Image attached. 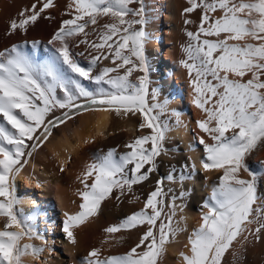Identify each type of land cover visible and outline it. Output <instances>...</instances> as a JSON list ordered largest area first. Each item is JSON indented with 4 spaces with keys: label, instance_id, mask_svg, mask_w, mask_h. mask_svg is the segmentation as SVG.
<instances>
[{
    "label": "snow or ice",
    "instance_id": "snow-or-ice-1",
    "mask_svg": "<svg viewBox=\"0 0 264 264\" xmlns=\"http://www.w3.org/2000/svg\"><path fill=\"white\" fill-rule=\"evenodd\" d=\"M133 4L138 7H130ZM187 4L185 14L198 8L202 14L198 30L186 32L189 42L182 46L186 58L180 64L188 72L193 103L205 115L196 125L212 141L199 138L205 153L201 166L205 172L215 170L220 175L201 205L199 227L188 236V252H181L180 257L183 264H224L225 255L239 238L247 242L251 236L259 242L264 232V192L259 191L264 161L256 171L246 163L253 153L264 150V0H187ZM53 7L54 0H38L22 9L10 21L6 34L27 33ZM68 7L71 18L62 21L49 41L59 46L47 60L41 62L27 51V42L0 51V264H24L25 257L40 259L45 251L22 243L45 238L33 227L32 216L19 207L17 179L54 128L84 113H104L98 124L112 115L121 119L138 116L137 130H150L127 143L128 152L117 154L110 149L87 165L81 180L84 190L78 193L79 211L65 212L62 225L68 242L76 245L75 229L98 216L101 204L114 191L119 201L133 192L134 185L148 181L158 168L157 157L168 154L165 143L171 127L162 117L175 116L180 123L179 113L169 111L170 101L161 102L160 88L152 86V66L146 54L152 39L147 31L151 15L145 0H71ZM217 12L220 15L214 16ZM104 17L111 22L86 31ZM90 34L97 39L90 41ZM73 37H82L77 47L84 45L86 65L76 59L85 52L73 53L69 47ZM31 47L36 49L37 42ZM105 60L112 66L99 67ZM134 72L140 73L135 80L131 79ZM85 82L98 87L91 91ZM57 109L63 110L61 115L48 119ZM241 171L249 179L242 178ZM175 173L173 166L167 177L156 181L139 211L104 229L107 235L102 244H107L116 233L143 227L134 246L123 254L107 256L101 248H93L79 264H160L166 245L186 230L174 218L186 207L176 201H184L190 190L182 189L166 202L173 190L166 192L161 185L165 179L183 185L192 173ZM124 239L121 236L116 243ZM232 255L233 264L242 259L235 251Z\"/></svg>",
    "mask_w": 264,
    "mask_h": 264
},
{
    "label": "bare ground",
    "instance_id": "bare-ground-1",
    "mask_svg": "<svg viewBox=\"0 0 264 264\" xmlns=\"http://www.w3.org/2000/svg\"><path fill=\"white\" fill-rule=\"evenodd\" d=\"M145 2L151 15L147 31L152 34V39L146 47V54L152 66L150 74L152 86L160 88L161 102L165 98L170 101L169 111L175 110L179 113V124L175 116L162 117L169 121L171 127L165 143V147L170 151L167 155L157 157V170L150 175L148 181L134 185L132 193L125 194L117 201L114 199L117 194L114 191L112 198L101 204L98 216L90 218L74 230L77 244L72 245L62 232L64 213L74 214L79 211V204L82 201L78 193L84 190L81 180L87 165L93 162L94 156L110 149H116L117 154L128 152L129 149L125 145L137 136L148 134L150 130H137L140 123L138 116L121 119L112 115L98 124V121L107 115L104 113H84L54 128L52 136L33 153L17 179V195L22 200L19 207L26 216H32L33 227L45 238L22 241L45 249L40 259L25 257L24 264H42V262L43 264H79L93 248H101L103 256L127 252L139 241L145 229L138 227L131 231H121L114 234V238L109 243L102 244L107 235L104 229L117 224L123 217L139 211L148 193L154 190L156 181L167 177L173 166L177 176L181 172L192 173V178L186 180L183 185L178 182L169 183L166 179L161 185L166 192L169 188L173 190L165 197L166 202L173 194L178 196L182 189L186 192L190 190L184 201H176L177 204L184 203L186 207L182 213L178 211L174 218V221H180L179 226L186 230L166 245V252L160 264H183L180 253L188 252V236L199 227L201 205L211 195L212 186L218 182L220 175L215 170L205 172L201 166L205 153L203 145L199 144V138L203 137L209 144L212 141L196 125V121L204 119L205 115L193 103L194 93L188 72L180 64V61L186 58L182 51V46L189 42L186 32L198 30L202 12L198 8L192 13L185 14L184 9L189 7L187 0H145ZM33 3H38V0H0V51L11 48L13 44L27 42L26 50L34 53L35 57L43 62L59 46L50 44L49 41L62 21L71 18L67 14L71 11L68 7L71 0H54L55 7L46 10L38 22L29 27L27 33L17 31L7 35L10 21L18 18L19 12L30 8ZM130 7L135 8L138 5L133 4ZM213 15L219 16L220 13ZM185 20H190L192 23L185 24ZM110 22L107 17L101 18L98 25L90 26L86 31L92 32L93 28H100L104 23ZM81 38L73 37L69 40V47L73 53L85 52L84 45L77 47ZM88 39L93 41L97 36L90 34ZM33 42H37L36 49L31 47ZM248 42L256 43L250 40ZM230 43L235 42L230 41ZM76 59L86 65L87 52L84 56H77ZM104 66L112 65L110 61L105 60L99 67ZM139 75V72H134L131 79L135 80ZM250 76L251 74H248L244 79L247 80ZM85 85L91 91H95L98 87L89 82H85ZM62 111L55 110L48 119L60 116ZM101 131L103 135H100ZM261 161H264V150L255 152L246 159V163L254 171L259 168ZM193 164L194 172H192ZM61 167L64 171H60ZM240 175L244 179H249L247 173L243 171ZM91 182L90 178L88 183ZM37 183L41 187H37ZM259 191L264 192V179H260ZM136 196L140 199L136 200ZM129 200L134 202L129 203ZM181 217L184 219L181 220ZM2 226L3 222L0 220V228ZM251 227L254 228L255 225ZM260 235L259 242L251 236L248 237L247 242L243 241V237L234 242L224 257V264H233V251L242 257L237 260V264H264V232ZM121 236L125 239L121 244H117L116 239ZM58 247L62 248L65 255L58 251Z\"/></svg>",
    "mask_w": 264,
    "mask_h": 264
},
{
    "label": "rangeland",
    "instance_id": "rangeland-1",
    "mask_svg": "<svg viewBox=\"0 0 264 264\" xmlns=\"http://www.w3.org/2000/svg\"><path fill=\"white\" fill-rule=\"evenodd\" d=\"M59 248H60V247L57 248L58 251H60V253H62V255H65V253H64L63 250H62V248H60V250H59Z\"/></svg>",
    "mask_w": 264,
    "mask_h": 264
}]
</instances>
